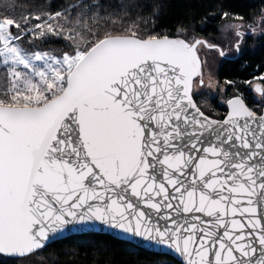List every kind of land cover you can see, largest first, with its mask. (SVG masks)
Returning <instances> with one entry per match:
<instances>
[{
	"label": "snow or ice",
	"instance_id": "snow-or-ice-1",
	"mask_svg": "<svg viewBox=\"0 0 264 264\" xmlns=\"http://www.w3.org/2000/svg\"><path fill=\"white\" fill-rule=\"evenodd\" d=\"M160 7L71 0L0 18V256L26 264L100 225L181 264H264V113L240 95L223 119L198 106L197 46L226 53L156 32ZM134 10L142 23L125 26ZM52 39L64 49L35 47Z\"/></svg>",
	"mask_w": 264,
	"mask_h": 264
},
{
	"label": "trees",
	"instance_id": "trees-1",
	"mask_svg": "<svg viewBox=\"0 0 264 264\" xmlns=\"http://www.w3.org/2000/svg\"><path fill=\"white\" fill-rule=\"evenodd\" d=\"M15 6L27 12H38L45 8L50 11L58 9L62 4L71 0H10ZM119 2V0H116ZM149 3H159V16L156 19L155 31L173 35L184 27L187 29L188 40L204 38L218 32L221 22L227 19L242 17L243 22L252 19L264 21V0H149ZM147 8L141 15L147 16L151 11ZM230 15L224 17L223 13ZM125 26L138 20L137 10L129 16L120 13ZM183 37V36H182ZM67 42L49 40L45 46L54 45L63 50ZM216 77L225 86L226 95H240L249 108L260 112L264 100L253 94L252 85L261 82L264 77V34L245 41L241 52L230 58L223 59L217 67ZM231 81V83H227ZM255 96V97H254ZM214 118H222L225 107L213 106ZM0 264H23L20 259L0 256ZM26 264H180L167 254L156 253L118 239L106 233L89 232L70 235L55 240L30 257Z\"/></svg>",
	"mask_w": 264,
	"mask_h": 264
},
{
	"label": "rangeland",
	"instance_id": "rangeland-1",
	"mask_svg": "<svg viewBox=\"0 0 264 264\" xmlns=\"http://www.w3.org/2000/svg\"><path fill=\"white\" fill-rule=\"evenodd\" d=\"M5 15L19 18L21 15H23V12L21 9H19V7L15 6L10 0H0V18H2ZM230 26H237L239 31L243 34L244 31L245 32L250 31L248 35L249 37H251V39L258 37L261 34H264V21L261 18L252 19L249 22H243L240 19H227L221 22L220 26L218 27V32L216 34L209 35L204 38L212 44L219 45L229 56H233L234 54H236L233 46L237 42L236 29ZM13 31H15V29H13ZM177 33L178 35H180L178 31ZM245 34L242 37L243 42L241 44V49L245 44V41H247L246 40L247 36ZM180 37H182V35H180ZM43 43L37 42L35 47L39 48L40 50H48L50 48H55L59 50L57 46L54 45L45 46ZM25 47L29 48L30 51L34 50V48L29 47L27 44L25 45ZM197 52L199 59L201 61V66H202L201 70L203 74L204 83L201 86L200 84L201 77L199 76V79L195 80L194 82L195 86H194L193 94H195V100L198 106H200L202 110H204L208 115H210L211 113H213L212 109L213 106L216 105V102L219 105L224 106L226 109V101L231 96L228 97L226 95L225 86L220 84L216 77L217 67L219 66L220 62H222L223 60L217 49H209L207 47L197 46ZM5 72L6 70L2 65V61H0V90L8 86L4 80ZM252 92L257 99L258 97L260 98L259 93L255 92L254 90ZM263 105L264 103L262 104V106Z\"/></svg>",
	"mask_w": 264,
	"mask_h": 264
},
{
	"label": "water",
	"instance_id": "water-1",
	"mask_svg": "<svg viewBox=\"0 0 264 264\" xmlns=\"http://www.w3.org/2000/svg\"><path fill=\"white\" fill-rule=\"evenodd\" d=\"M177 36H178V33L176 32L173 35H171L170 37L176 38ZM180 38H182V37H180ZM199 39H204V38H199ZM197 77H199V76H197ZM197 77H194V79L197 78ZM258 83L259 82H255L253 84L252 88H253L254 91H255V85L258 84ZM235 96H237V95H235ZM232 97H234V96H232ZM232 97L228 98L227 101L229 99H231ZM227 101H226V112H225L224 116L222 118H220V119L225 118L227 116L228 112L230 111V109L228 107V104H227ZM262 113H264V105L262 106L260 112L257 113V114L259 115V114H262ZM213 119H217V118H213ZM205 219H207V218H205ZM89 232L106 233V234L112 235L113 237H116L118 239L130 242V243H132L133 245H135L137 247H140V248H143V249H146V250H149V251H153V252H156V253L170 255L171 257H173L176 261H178L181 264L180 260L177 257H174L173 254L171 252H169L167 248L158 247L155 244L146 243V242L140 241V240L135 239V238H133L131 236H127V235H125L123 233H119V232H115V231H112V230H109V229H105V228H103L100 225H97L95 228L85 229L83 231L70 230V231L64 233L63 236L57 237L56 240L62 239L64 237H67V236H70V235H77V234H83V233H89Z\"/></svg>",
	"mask_w": 264,
	"mask_h": 264
},
{
	"label": "flooded vegetation",
	"instance_id": "flooded-vegetation-1",
	"mask_svg": "<svg viewBox=\"0 0 264 264\" xmlns=\"http://www.w3.org/2000/svg\"><path fill=\"white\" fill-rule=\"evenodd\" d=\"M245 33H246V34H245ZM249 33H250V31H247V32L244 31V34L247 36V37H246V40H248V39L250 38L249 35H248ZM230 57H231V56H229V55L226 54V55H225L224 57H222V58H223V59H226V58H230ZM198 79H199V77L195 78V79H194V82H195V80H198ZM194 86H195V85L193 84V92H194ZM198 97H200V96H198ZM193 98H194V100H195V94H193ZM195 101H196V100H195Z\"/></svg>",
	"mask_w": 264,
	"mask_h": 264
}]
</instances>
